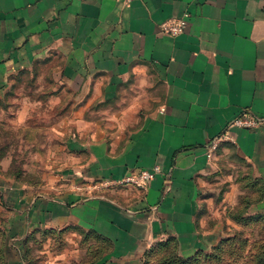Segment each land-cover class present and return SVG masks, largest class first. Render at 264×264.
Returning a JSON list of instances; mask_svg holds the SVG:
<instances>
[{"label": "crops", "instance_id": "1", "mask_svg": "<svg viewBox=\"0 0 264 264\" xmlns=\"http://www.w3.org/2000/svg\"><path fill=\"white\" fill-rule=\"evenodd\" d=\"M185 14L184 32L162 30ZM35 64L85 105L64 145L68 188L25 200L0 187L5 203L15 193L14 241L85 228L109 243L105 264H140L169 238L192 257L221 237L198 222L212 140L228 135L264 181V125L229 126L264 117V0H0V80ZM156 165L145 189L99 190Z\"/></svg>", "mask_w": 264, "mask_h": 264}, {"label": "rangeland", "instance_id": "2", "mask_svg": "<svg viewBox=\"0 0 264 264\" xmlns=\"http://www.w3.org/2000/svg\"><path fill=\"white\" fill-rule=\"evenodd\" d=\"M54 69L35 64L0 80V187L22 186L25 200L68 188L61 174L63 150L85 102L49 79ZM211 160L215 170L201 193L198 222L221 237L195 260L181 263L264 264L263 179L230 142H220ZM124 186L106 180L99 190ZM12 197L8 203L0 199V264H105L108 244L85 228L29 229L14 241L18 235L10 230L19 224L6 223L15 213V193ZM177 259L175 243H163L152 246L140 264H177Z\"/></svg>", "mask_w": 264, "mask_h": 264}, {"label": "built area", "instance_id": "3", "mask_svg": "<svg viewBox=\"0 0 264 264\" xmlns=\"http://www.w3.org/2000/svg\"><path fill=\"white\" fill-rule=\"evenodd\" d=\"M188 14H185L184 17L177 19H170L161 24V28L163 31L171 33V34H180L184 32L188 27ZM264 125V117H259L251 113H242L236 116L231 120L229 126H235L239 128L245 129H257L260 126ZM229 139L228 135H222L218 138L212 140L208 147V157L211 158L215 149L217 148L220 142L227 141ZM162 168L159 165H156L152 168H146L140 170L138 173L125 175L123 178L119 180H110V182L114 184H122V185H132L139 188H147L150 182L156 179V177L161 174Z\"/></svg>", "mask_w": 264, "mask_h": 264}, {"label": "trees", "instance_id": "4", "mask_svg": "<svg viewBox=\"0 0 264 264\" xmlns=\"http://www.w3.org/2000/svg\"><path fill=\"white\" fill-rule=\"evenodd\" d=\"M69 229H70V228H69ZM62 230H66V229H62ZM47 231H48V230H47ZM91 232H92V231H91ZM92 234H93L96 238H98V239H100V240L106 242V243L108 244V246H109V243H108L107 241H105V240L102 239V238H99V237L96 236L93 232H92ZM163 243H175V253H176V256H177V258H178V259H177V264H182V263H184V262L193 261V260H195V259L198 257L199 253L202 254L201 252H199L198 254H196V255H194V256H192V257H184V256L179 255V253H178V251H179V242H178V241H176V240H174V239H172V238H169V239H167V240H165V241L159 242L158 244H163ZM109 248H110V246H109ZM0 252L2 253L1 248H0ZM181 262H182V263H181ZM174 264H176V263H174Z\"/></svg>", "mask_w": 264, "mask_h": 264}]
</instances>
